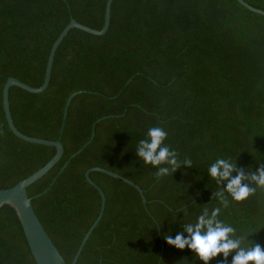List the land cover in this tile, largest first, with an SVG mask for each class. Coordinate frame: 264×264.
Returning a JSON list of instances; mask_svg holds the SVG:
<instances>
[{
  "label": "trees",
  "instance_id": "trees-1",
  "mask_svg": "<svg viewBox=\"0 0 264 264\" xmlns=\"http://www.w3.org/2000/svg\"><path fill=\"white\" fill-rule=\"evenodd\" d=\"M264 9V0H246ZM106 0H0V188L42 166L55 152L9 128L2 87L9 76L41 84L50 47L74 17L100 28ZM61 132L63 153L27 187L34 210L70 263L100 207L85 171L102 166L138 184L91 170L105 206L75 264H204L194 251L169 245L207 211L235 229L241 247L264 248V187L236 200L229 181L213 178L219 160L246 175L264 166V15L237 0H113L103 34L69 29L41 92L9 88L13 121L49 139ZM101 116H105L97 121ZM176 164L153 166L136 154L150 128ZM92 131L94 135L80 152ZM65 167L59 172L62 165ZM160 169H167L161 172ZM222 255L209 264H231ZM0 264H37L15 208H0ZM251 264V262H250Z\"/></svg>",
  "mask_w": 264,
  "mask_h": 264
},
{
  "label": "water",
  "instance_id": "water-1",
  "mask_svg": "<svg viewBox=\"0 0 264 264\" xmlns=\"http://www.w3.org/2000/svg\"><path fill=\"white\" fill-rule=\"evenodd\" d=\"M112 1L113 0H106L105 2L104 21L100 28H94L84 23H81L78 20H76L74 17L70 18L68 23H66L63 29L59 32L57 37L54 39L50 47L48 57H47L44 77H43V81L41 82V84L34 86L14 76H9L6 79L2 87V104H3L4 114H5L8 126L12 130V132L21 139H24L30 142H35V143L49 144L55 147L54 154L42 166L34 170L29 175L19 179L17 182L12 184L11 186L0 188V208L4 204H10L15 208L16 213L21 222L25 237L27 239L28 245L30 247L31 253L37 264H75L76 263L78 256L85 242L87 241L90 233L92 232L94 227L97 225L99 219L101 218L103 214L104 206H105V193L103 189L90 177L89 172L91 170L103 171L115 177H119L123 179L124 181L134 185L140 192L143 201L144 202L146 201L145 195L143 193V189L138 184L134 183L131 179L117 172H114L110 169L102 167V166L95 165V166H91L87 168L85 171V176H86L87 181L93 184L100 193V197H101L100 207H99L96 217L94 218V220L91 222L88 229L84 233L81 239V242L71 262L68 263L64 259V257L62 256V254L60 253L56 245L54 244L53 240L51 239L46 229L44 228L43 224L41 223L39 217L37 216L34 210L33 204H32V198L31 196L28 195L27 187L32 182H34L35 180L43 176L61 157L64 148H63V144L60 138H61V132H62L64 122L66 119V115H67V109H68L71 99L76 94L82 92V90H74L67 96L65 100V104H64V109H63V117H62L60 133L58 137L55 139L33 136V135H29V134L22 132L20 129L17 128V126L15 125L13 121L11 110H10V105H9V88L13 85L20 86L21 88L26 89L31 92H41L47 87L49 80H50L55 51L59 43L64 38V36L67 34L70 28L77 27V28H80L84 31H87L93 34H103L107 30L109 26V22H110V10H111ZM237 1L241 3L243 6L247 7L249 10L264 15V9L254 6L250 4L249 2H247L246 0H237ZM103 117L105 116L99 117L97 121ZM93 135H94V132L92 131L89 139L85 143H83V145H81L75 152H73L70 155V157L80 152L81 149L84 148L86 144L92 139ZM66 163L67 161L62 165L59 172L65 167Z\"/></svg>",
  "mask_w": 264,
  "mask_h": 264
},
{
  "label": "clouds",
  "instance_id": "clouds-1",
  "mask_svg": "<svg viewBox=\"0 0 264 264\" xmlns=\"http://www.w3.org/2000/svg\"><path fill=\"white\" fill-rule=\"evenodd\" d=\"M147 136L148 139L139 141L136 154L145 163H150L153 166L164 162L175 165V153L170 151L167 146H162L167 136L166 132L159 127H153L148 130ZM234 170L235 166L225 160L217 161L209 169L213 178L218 181H229L226 190L234 199H245L254 192L255 189L244 184V180L250 179L255 181L257 185L264 187V166L250 175H246L241 170L233 177ZM160 171L166 172L167 169H160ZM218 211V209L214 210L210 217L205 211L195 225L186 226L187 237L183 234H177L175 238L167 237L166 242L180 250L187 247L194 251L204 264H209L210 260L219 255L227 260L228 256L233 253L231 264H250V262L251 264H264V248L259 244L249 248L241 247V239L233 238L235 229L216 220Z\"/></svg>",
  "mask_w": 264,
  "mask_h": 264
}]
</instances>
